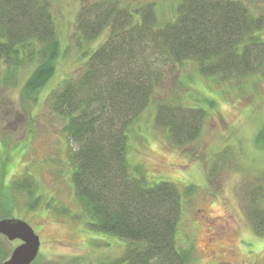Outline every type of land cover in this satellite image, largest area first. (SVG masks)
Segmentation results:
<instances>
[{
	"label": "rangeland",
	"instance_id": "374dc122",
	"mask_svg": "<svg viewBox=\"0 0 264 264\" xmlns=\"http://www.w3.org/2000/svg\"><path fill=\"white\" fill-rule=\"evenodd\" d=\"M47 1L56 37L62 46L71 45L72 54L58 57L35 101L23 91L33 65L16 70L0 61V181L6 184L5 195L0 185V207L7 198L12 208L7 217L25 220L38 234L39 251L31 264L111 261L125 241L88 227L71 178L69 152L75 145L64 131L66 118L51 106L63 78L83 66L86 51L74 45L75 21L83 4L93 0ZM117 1L128 8L154 2L161 22L173 17L178 2ZM241 1L264 19V0ZM104 34L87 46L95 47ZM261 35L264 39V25ZM261 60L254 73L223 81L217 72L201 74L194 61L168 62L152 101L128 130L131 167L152 181L174 182L184 194L175 241L189 253L187 264H264V144L256 140L264 123V51ZM164 101L204 110L192 141L172 145L167 130L155 122L156 107ZM0 238L6 249L1 264L20 240Z\"/></svg>",
	"mask_w": 264,
	"mask_h": 264
},
{
	"label": "trees",
	"instance_id": "16d2710c",
	"mask_svg": "<svg viewBox=\"0 0 264 264\" xmlns=\"http://www.w3.org/2000/svg\"><path fill=\"white\" fill-rule=\"evenodd\" d=\"M83 5L74 36L75 47L86 51L83 66L63 78L51 106L66 118L64 131L75 145L71 178L88 227L123 239L125 248L111 261L70 264H187L189 253L175 241L184 194L174 182L152 181L131 167L128 130L149 106L170 61H194L201 74L217 72L222 81L254 73L262 64L264 19L241 0H178L164 22L154 2ZM102 33L95 47L87 46ZM70 49L56 37L47 0H0V61L16 70L33 65L23 83L27 99L36 100L58 57H70ZM180 105L161 102L154 117L176 146L197 136L204 117L203 109ZM256 140L264 144V123ZM2 203L0 217L11 216L10 201ZM5 252L0 238V257Z\"/></svg>",
	"mask_w": 264,
	"mask_h": 264
},
{
	"label": "water",
	"instance_id": "95a60500",
	"mask_svg": "<svg viewBox=\"0 0 264 264\" xmlns=\"http://www.w3.org/2000/svg\"><path fill=\"white\" fill-rule=\"evenodd\" d=\"M0 234L9 241L20 240L1 264H30L37 256L39 236L25 220L16 217L0 218Z\"/></svg>",
	"mask_w": 264,
	"mask_h": 264
}]
</instances>
